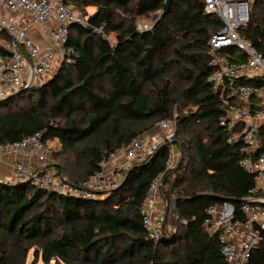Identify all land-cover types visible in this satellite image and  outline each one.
Here are the masks:
<instances>
[{
	"label": "trees",
	"instance_id": "obj_1",
	"mask_svg": "<svg viewBox=\"0 0 264 264\" xmlns=\"http://www.w3.org/2000/svg\"><path fill=\"white\" fill-rule=\"evenodd\" d=\"M66 1L83 13L96 6L89 15L93 29L71 26L66 45L72 60L0 100V144L37 132L48 146L58 141L51 165L79 184L109 153L176 116L173 144L180 153L160 189L162 237H149L141 208L153 178L166 168L168 142L122 171L118 187L93 198L0 181V264H27L31 251V264H225L218 235L203 228L206 210L230 199L243 218L241 206L257 182L239 164V144L228 142L229 131L220 124L227 105L207 81L209 39L222 20L205 13V0H171L168 9L166 0ZM250 4L239 32L264 55V0ZM158 10L153 26L138 31L137 22ZM2 40L11 37L0 30L1 54ZM259 137L264 147V122ZM171 211L175 225L167 230ZM259 263L264 231L249 261Z\"/></svg>",
	"mask_w": 264,
	"mask_h": 264
},
{
	"label": "built area",
	"instance_id": "obj_2",
	"mask_svg": "<svg viewBox=\"0 0 264 264\" xmlns=\"http://www.w3.org/2000/svg\"><path fill=\"white\" fill-rule=\"evenodd\" d=\"M250 2L205 0L204 4L205 13L217 15L222 20V27L209 39L211 71L207 81L227 105V113L220 124L229 131L228 142L239 144L242 153L239 164L257 182V187L250 190L251 196L241 206L243 218L236 216L231 201L215 203L206 210L203 228L218 235L225 264H249L251 252L262 242L264 231V195H255L256 189L264 190V147L259 137V128L264 122V55L239 32L249 21ZM75 24L90 25L89 15L66 0H0V30L11 37V40L1 41L4 52L0 53V100L49 77L59 58L72 60L73 49L66 43L70 27ZM37 26H41L47 36L48 46L34 38ZM152 26L139 21L136 28L141 32ZM176 132V116L159 121L154 132L135 136L127 146L109 153L101 168L79 184H72L51 165L53 151L43 143L39 132L0 144V162L2 156L8 154L34 158L38 164L15 160L13 175L6 181L30 182L41 188L93 198L97 191L118 187L121 171L149 160L168 142L171 148L166 168L153 178L141 208L149 237L159 241L166 219L160 189L165 173L176 166L180 153L178 146L173 144Z\"/></svg>",
	"mask_w": 264,
	"mask_h": 264
},
{
	"label": "crops",
	"instance_id": "obj_3",
	"mask_svg": "<svg viewBox=\"0 0 264 264\" xmlns=\"http://www.w3.org/2000/svg\"><path fill=\"white\" fill-rule=\"evenodd\" d=\"M90 10V15L96 11V6L87 7ZM34 38L39 42L43 43L47 40V36L44 34L43 30L37 27L33 34ZM44 46V44H42ZM53 70V69H52ZM52 73V72H51ZM15 160H22L31 164H38V161L34 158H28L20 154H8L2 156L0 162V181L9 180L13 175V164ZM264 188V185L262 186Z\"/></svg>",
	"mask_w": 264,
	"mask_h": 264
},
{
	"label": "rangeland",
	"instance_id": "obj_4",
	"mask_svg": "<svg viewBox=\"0 0 264 264\" xmlns=\"http://www.w3.org/2000/svg\"><path fill=\"white\" fill-rule=\"evenodd\" d=\"M73 5L75 6V4L73 3ZM90 10L91 9H86V11L84 12L85 14H88V15H90ZM161 17V11H157V12H155L153 15H151L150 17H148V18H146V19H143V20H140V21H145V22H147V23H149V24H153L154 23V21L156 20V19H158V18H160ZM39 29L41 28L42 29V27L41 26H37ZM101 31V30H100ZM103 31V30H102ZM73 33H75V32H73ZM110 38L113 40V35H110ZM42 44H44V46H48V44H49V40H48V38H47V40H44L43 41V43ZM61 63H62V58H59L58 59V61H56V62H54V66H53V70H52V73H51V75H53V74H55L56 72H57V70H58V68L60 67V65H61ZM155 130H151V132H154ZM49 147L51 148V150L53 151V152H55V151H58L59 149H60V145H59V143H58V141H51V142H49ZM52 159L54 160V162H55V160H56V158H54V156L52 157ZM121 176H122V171L120 172V178H121ZM172 209V208H171ZM173 212L171 211L170 213H169V217H168V223H167V230H172L173 228H174V217H173V214H172ZM31 261H32V251L30 252V254H29V257H28V261H27V264H31ZM38 264H44L41 260H39L38 261Z\"/></svg>",
	"mask_w": 264,
	"mask_h": 264
},
{
	"label": "water",
	"instance_id": "obj_5",
	"mask_svg": "<svg viewBox=\"0 0 264 264\" xmlns=\"http://www.w3.org/2000/svg\"><path fill=\"white\" fill-rule=\"evenodd\" d=\"M170 3H171V0H166V8H167V9L169 8ZM86 27H87V29H89V30H92V29H93V27H92L91 25H88V26H86ZM21 50H22V52L24 53L25 57L28 59V61H29L30 63H32L31 58L29 57V55H28V53L26 52V50H25L23 47H21ZM12 95H13V94H12ZM225 201H231V200H230V199H225Z\"/></svg>",
	"mask_w": 264,
	"mask_h": 264
}]
</instances>
